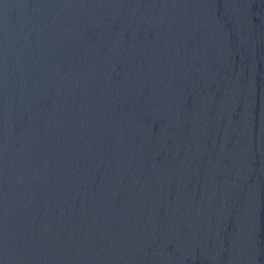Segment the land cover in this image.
<instances>
[{
  "label": "water",
  "instance_id": "obj_1",
  "mask_svg": "<svg viewBox=\"0 0 264 264\" xmlns=\"http://www.w3.org/2000/svg\"><path fill=\"white\" fill-rule=\"evenodd\" d=\"M0 264H264V0H0Z\"/></svg>",
  "mask_w": 264,
  "mask_h": 264
}]
</instances>
